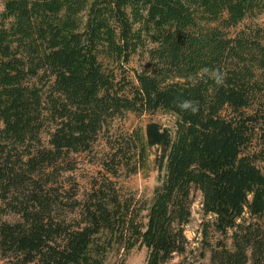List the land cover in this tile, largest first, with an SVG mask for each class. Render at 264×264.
<instances>
[{
    "label": "trees",
    "instance_id": "trees-1",
    "mask_svg": "<svg viewBox=\"0 0 264 264\" xmlns=\"http://www.w3.org/2000/svg\"><path fill=\"white\" fill-rule=\"evenodd\" d=\"M2 5L0 264H106L137 247L145 264H167L187 250L195 192L215 231L232 232L204 264H264V158L249 152L264 121V23L230 33L263 16L264 0ZM136 54L139 71L127 67ZM159 111L173 128L113 136L128 113ZM103 136L104 174L81 197L65 174ZM149 148L163 174L151 201L123 197L114 178L138 173Z\"/></svg>",
    "mask_w": 264,
    "mask_h": 264
},
{
    "label": "rangeland",
    "instance_id": "rangeland-1",
    "mask_svg": "<svg viewBox=\"0 0 264 264\" xmlns=\"http://www.w3.org/2000/svg\"><path fill=\"white\" fill-rule=\"evenodd\" d=\"M2 2L3 0H0V13L3 8ZM263 23L264 15L248 19L237 29H232L230 33L234 34L247 25H261ZM144 64V55L136 54L132 57L127 67L128 69L139 71ZM175 119L172 114L163 111L143 116L128 113L123 119L114 122L112 128L113 136L138 129L145 132L146 125L151 121L157 122L163 127L173 128ZM107 151L106 136H103L93 151L74 156L77 161L76 167L73 171L66 173L65 177H67V185L76 187L81 197L91 190L93 181L99 178L101 174H104L100 161ZM249 152L264 158V121L262 129L258 130ZM257 164L264 170V160L259 161ZM162 176L163 174L160 173L155 163V148H149L146 164L138 173L129 175L126 170H122V175L119 178H114V181L123 197H134L149 203L156 187L160 184ZM193 200L191 221L185 227V234L188 239L187 250L184 254L175 255L174 259L167 264L208 263L211 249L219 241L226 242L229 247L232 246V232L230 231L226 236L216 232L213 227L214 217L204 213L201 193L195 192ZM245 218L249 220V215H246ZM10 219L13 218L11 217ZM147 255L148 251L145 247H137L130 252L124 250L114 251L108 255L106 264H145Z\"/></svg>",
    "mask_w": 264,
    "mask_h": 264
},
{
    "label": "clouds",
    "instance_id": "clouds-1",
    "mask_svg": "<svg viewBox=\"0 0 264 264\" xmlns=\"http://www.w3.org/2000/svg\"><path fill=\"white\" fill-rule=\"evenodd\" d=\"M201 72L210 74V78L214 79L217 85L223 84V75L219 72V70H209L208 68L201 69ZM182 110L191 109L193 112L196 111L194 106V102L190 100H182L178 105Z\"/></svg>",
    "mask_w": 264,
    "mask_h": 264
}]
</instances>
